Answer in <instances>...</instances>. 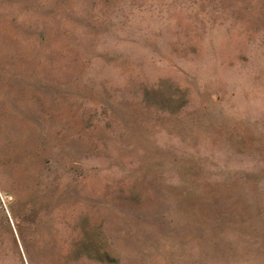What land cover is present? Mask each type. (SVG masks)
I'll return each instance as SVG.
<instances>
[{"label": "rangeland", "instance_id": "1", "mask_svg": "<svg viewBox=\"0 0 264 264\" xmlns=\"http://www.w3.org/2000/svg\"><path fill=\"white\" fill-rule=\"evenodd\" d=\"M0 264H264V0H0Z\"/></svg>", "mask_w": 264, "mask_h": 264}]
</instances>
